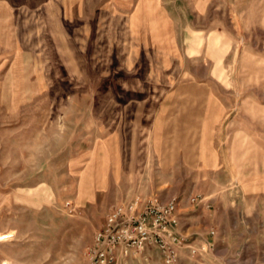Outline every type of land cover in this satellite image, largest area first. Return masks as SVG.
I'll return each mask as SVG.
<instances>
[{"label":"rangeland","instance_id":"374dc122","mask_svg":"<svg viewBox=\"0 0 264 264\" xmlns=\"http://www.w3.org/2000/svg\"><path fill=\"white\" fill-rule=\"evenodd\" d=\"M150 195L214 244L179 264H264V0H0V264H89Z\"/></svg>","mask_w":264,"mask_h":264},{"label":"built area","instance_id":"2783aa9c","mask_svg":"<svg viewBox=\"0 0 264 264\" xmlns=\"http://www.w3.org/2000/svg\"><path fill=\"white\" fill-rule=\"evenodd\" d=\"M203 201L199 195L189 200L191 205ZM179 223L176 198L163 201L150 195L116 204L109 209L86 252L89 264L147 263V247L157 250L162 264H179L184 249L200 255L214 248L213 243L192 247L188 237L179 232Z\"/></svg>","mask_w":264,"mask_h":264}]
</instances>
